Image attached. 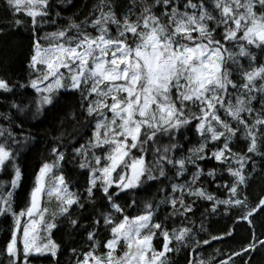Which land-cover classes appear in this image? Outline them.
Here are the masks:
<instances>
[{"label":"snow or ice","instance_id":"obj_1","mask_svg":"<svg viewBox=\"0 0 264 264\" xmlns=\"http://www.w3.org/2000/svg\"><path fill=\"white\" fill-rule=\"evenodd\" d=\"M79 7H0V34L31 33L28 83L0 76V217L12 221L0 264H59L53 234L65 229L86 236L89 251L70 249L76 264H179L181 253L187 264H250L243 257L264 248L253 224L264 196L247 195L264 169V0H95L83 19ZM56 110L51 159L18 209L21 152ZM234 211L252 239L205 258L234 232L205 222Z\"/></svg>","mask_w":264,"mask_h":264},{"label":"trees","instance_id":"obj_2","mask_svg":"<svg viewBox=\"0 0 264 264\" xmlns=\"http://www.w3.org/2000/svg\"><path fill=\"white\" fill-rule=\"evenodd\" d=\"M80 6L79 9H73L76 12L79 19H83L88 14V8L84 7L87 4L89 7L95 0H75ZM3 0H0V7H2ZM0 15L3 12L0 11ZM66 15H71L67 13ZM51 30V29H49ZM43 35V33H41ZM31 54V33L21 28L19 30H6L4 34H0V76H6L12 81H19L20 83L27 84L29 79L28 60ZM21 95H26L31 99L34 95L33 90L30 88L27 92L18 90L16 99H20ZM0 111H6L3 105H0ZM56 117L63 118V111L56 110L53 113H49V118L43 120V122H37V127L32 129L37 132V139L33 141L29 147L25 148L20 155L19 165L23 172L22 187L17 190L16 204L18 209L24 207L27 202L28 195L31 191L35 180V174L39 170V166L45 160H50V149L52 147L51 135L47 131L50 124L58 123ZM71 131V128H69ZM243 148L244 145H240ZM8 179L3 173H0V180ZM215 191L214 186L210 189ZM156 192V189H152V194ZM247 195L250 203L255 204L261 196H264V169L257 167L256 171L249 177V184L247 187ZM145 197H141L144 199ZM148 198H151V194ZM54 203V202H52ZM50 206H54L52 204ZM204 205H200L201 211ZM53 208V207H51ZM135 214V213H133ZM164 211L161 209L160 215L163 216ZM199 215V213L197 214ZM239 213L233 212L230 215H216L205 222L206 227H210V231L213 234H221L225 229H233L234 232L231 238L226 239L224 242H213L212 247H208L203 253L207 258L215 249H221L225 253L236 250L238 251L242 246H245L252 239V231L247 222H237ZM11 218L7 221L3 217H0V248L3 247L5 241L8 238V233L11 227ZM254 231L256 237L264 239V213L256 215L253 219ZM106 238H110V234L107 231H102L98 239L101 243L105 242ZM53 239L57 242H62L60 253H58L57 259L59 264H76L75 258L72 256L70 249L76 248L78 253L82 250L84 252L89 251V246L86 243V236L77 233L75 236H70L68 230L57 231L53 234ZM159 243H156V247H160ZM104 251L103 248L100 249ZM250 256V264H264V248H257L255 252L249 253L243 257V260H248ZM80 259H83L80 256ZM179 264H187L184 254L181 253L178 257ZM33 264H56V261L49 260L47 257H42ZM236 264H242L241 260H237Z\"/></svg>","mask_w":264,"mask_h":264},{"label":"rangeland","instance_id":"obj_3","mask_svg":"<svg viewBox=\"0 0 264 264\" xmlns=\"http://www.w3.org/2000/svg\"><path fill=\"white\" fill-rule=\"evenodd\" d=\"M52 202H54V203H52ZM51 203L54 204V206H50ZM42 204L44 206L48 207L50 210L52 209L51 207H53V208L55 207V201L49 202L48 199H47V197L44 198V200L42 201Z\"/></svg>","mask_w":264,"mask_h":264}]
</instances>
